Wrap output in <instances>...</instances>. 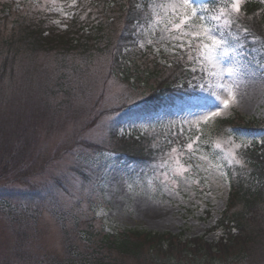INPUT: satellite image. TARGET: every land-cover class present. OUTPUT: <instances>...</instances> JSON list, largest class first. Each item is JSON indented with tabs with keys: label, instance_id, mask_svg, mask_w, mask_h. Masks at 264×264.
Returning <instances> with one entry per match:
<instances>
[{
	"label": "rangeland",
	"instance_id": "1",
	"mask_svg": "<svg viewBox=\"0 0 264 264\" xmlns=\"http://www.w3.org/2000/svg\"><path fill=\"white\" fill-rule=\"evenodd\" d=\"M90 1L32 0V13H49L52 24L66 29L78 12L82 20L98 14L97 6L88 5ZM137 1L139 8L146 10V16L135 24L131 36L134 48L127 47L124 52L131 50L128 57L138 56L143 72L150 66L144 64V56L140 58L142 53L147 55V61L155 58L162 65L175 60L182 63L197 79L199 99L157 115L140 117L126 113L127 108H134L150 89L146 85L134 87L120 76L112 61V50L89 55L42 49L31 52L23 48L9 54L0 49V112L8 113L15 122V116L19 115L16 108L23 105L25 94L32 104L41 103L38 111L26 109L21 120L34 138L33 148L25 153L29 157L27 177L7 190L14 197L11 207L7 208L0 198L1 250L18 245L22 225L26 230L23 248L30 255L26 257L28 264L65 254L64 218L70 234L77 231L73 219L81 217L90 219L98 230L104 227L169 231L182 233L184 238L203 237L215 243L227 236V227L219 225L230 193L225 168L236 163V155L234 159L229 155L232 150L237 153L239 148L235 145H247L264 136V61L237 50L222 56L223 67L236 64L242 68L241 74L226 75L223 81L233 84L236 99L228 108L220 105L219 116L198 121L202 111L217 110L220 102L212 95L213 91L229 98L215 87L221 81L208 75L204 70L207 66L190 59L196 55L194 49L187 44L180 47L182 40H191L193 45L195 40L167 31L166 21L158 23L153 18V11H159L154 6L169 0ZM206 1L197 0L208 9ZM228 1V4L218 2L216 13L213 10L202 14L218 15L223 8L229 13L226 18L231 20V13L234 18L243 14L242 6L248 0H241L240 13L232 12V0ZM260 2L264 6V0ZM1 15L3 35L15 29L14 24L21 20L16 15L6 19ZM199 22L197 19L193 23ZM225 27L222 20L221 28ZM111 30L116 40L122 26L115 21ZM59 77L64 83L62 87L57 85ZM240 99L245 103L237 102ZM235 116L238 123L262 121L261 129L234 131L239 135L216 134L212 141H207L206 136L218 119ZM0 120L5 132H15V123L12 126L1 115ZM113 133H117V138L137 140V144L130 141L133 147L124 148L111 140ZM189 143L191 149L187 147ZM218 143L220 148L216 147ZM177 160L185 168L182 175L177 171ZM8 211L17 223L12 224L3 214ZM256 250L254 264H264V249ZM124 261L135 264L130 258Z\"/></svg>",
	"mask_w": 264,
	"mask_h": 264
},
{
	"label": "trees",
	"instance_id": "2",
	"mask_svg": "<svg viewBox=\"0 0 264 264\" xmlns=\"http://www.w3.org/2000/svg\"><path fill=\"white\" fill-rule=\"evenodd\" d=\"M218 2L228 4L229 1L207 0L209 11L214 10L216 13ZM32 3V0L0 2L1 17H21L17 23L14 22L15 29L9 33L3 35L0 27V49L4 48L6 53L14 54L20 48L31 52L42 49L58 50L65 54L76 51L89 55L96 51L117 50L110 53L113 55L115 70L120 76L134 87L146 85L150 89L148 93H143L142 99L134 104V108H127L126 113L140 117L157 115L163 110L178 108L200 98L194 73L182 63L175 60L169 62V65H162L155 58L147 61V55L142 53L140 58L144 56V64L150 66L143 72L138 56L128 57L131 50L124 52L127 47L134 48L131 36L135 24L140 23L143 15L146 16V10L139 8L137 0H92L88 5L97 6L98 14L94 18L82 20L78 12L69 20L66 29L52 24L49 13H32ZM242 11L243 14L239 12L236 18L231 13V25L222 29L226 31V38L230 41L233 37L239 38V43H233L230 47L264 61V6L260 0H248L242 6ZM115 21L122 26V33L116 40L112 38L111 30ZM127 28L132 29L127 31ZM243 29H248V32L245 33ZM57 85H64L60 77ZM23 102V105L16 108L19 115L15 116V122L11 121L8 113L5 115V112H0L4 120H8L12 126L16 124L15 132H5L0 127V198L5 201L7 208L8 205L11 207L14 198L13 194H7V190L22 183L27 177L29 157L25 153L34 146L33 132H28L27 125L21 122L24 119L22 115L29 107L38 111L37 108L41 105L39 101L34 104L32 100L29 102L26 94ZM37 114L39 116L40 113ZM237 118L218 119L215 128L206 136L207 141H212L216 134L239 135V132L234 131L240 129L255 131L261 129L259 124L263 123L259 120L238 123ZM110 138L124 148L137 144V140H131L130 137L117 138V133L111 134ZM235 138L239 140L238 137ZM241 145L236 153V159L241 163L227 165L225 168L230 193L227 209L223 212L219 225L227 227V236L222 237L219 242H209L203 237L184 238L182 233L169 231L136 228L107 230L104 227L98 230L90 219L84 220L81 217L73 219L77 231L70 234L64 218L62 227L67 234L65 254L61 257H49L45 262L36 260L33 264H127L124 260L129 258L135 264L257 263V256L254 255L256 249H264V136ZM27 202L29 200L26 198ZM3 214L9 217L12 224L17 223L15 216L10 217L9 211ZM18 232L22 238H18L17 246L3 251L0 244V264H28L26 257L30 255L23 248L26 230L20 225Z\"/></svg>",
	"mask_w": 264,
	"mask_h": 264
},
{
	"label": "snow or ice",
	"instance_id": "3",
	"mask_svg": "<svg viewBox=\"0 0 264 264\" xmlns=\"http://www.w3.org/2000/svg\"><path fill=\"white\" fill-rule=\"evenodd\" d=\"M215 2V0H211ZM154 9H159V11H153V18L156 22L166 21V28L169 32H176L179 36L191 37L192 40L196 41V44L193 45L191 40L181 41L180 47H184L185 44L191 49H194L196 55L195 57L190 56V59L194 58L201 63L202 66H207L204 68L208 72V75L211 77L219 78V82L215 87L217 89L223 90L227 93L228 99L223 98L216 91L212 92V95L217 101L218 104L217 110L212 111L211 109L202 111L198 116L197 120L209 121L214 117H217L221 114L220 105L223 108H228L232 101L236 99V93L233 89V84L223 82L226 75L228 77L237 76L242 73V68L236 64L233 66L223 67L221 64V57L226 55L229 51H236L235 47H230L233 43H239L238 37H233L230 41L226 38V31L221 28V21L225 26L231 25L232 21L227 19L229 13L226 12L223 8L219 9L218 15H204L209 9L204 8L200 5L197 0H169L165 4H157L154 6ZM231 11L239 13L241 11V0H232ZM161 12L164 13V16H161ZM199 20V23H193L195 20ZM230 31V28L228 29ZM245 33L248 32V29H243ZM203 87V85H201ZM123 131V130H121ZM242 145H235L236 148L241 147ZM188 149L192 148V143L187 145ZM217 148H220L221 145L218 143ZM173 152H176V149H173ZM229 155L234 159L235 151L232 150L229 152ZM236 163H241L240 160H236ZM177 171L182 175L185 171L184 166L179 164L177 160Z\"/></svg>",
	"mask_w": 264,
	"mask_h": 264
},
{
	"label": "bare ground",
	"instance_id": "4",
	"mask_svg": "<svg viewBox=\"0 0 264 264\" xmlns=\"http://www.w3.org/2000/svg\"><path fill=\"white\" fill-rule=\"evenodd\" d=\"M237 102L245 103V102H244V101H242L241 99H240V101H237Z\"/></svg>",
	"mask_w": 264,
	"mask_h": 264
}]
</instances>
